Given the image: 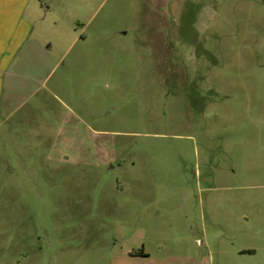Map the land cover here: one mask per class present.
<instances>
[{
  "label": "rangeland",
  "instance_id": "obj_1",
  "mask_svg": "<svg viewBox=\"0 0 264 264\" xmlns=\"http://www.w3.org/2000/svg\"><path fill=\"white\" fill-rule=\"evenodd\" d=\"M0 81V264H264V0H31Z\"/></svg>",
  "mask_w": 264,
  "mask_h": 264
},
{
  "label": "crops",
  "instance_id": "obj_2",
  "mask_svg": "<svg viewBox=\"0 0 264 264\" xmlns=\"http://www.w3.org/2000/svg\"><path fill=\"white\" fill-rule=\"evenodd\" d=\"M30 2L31 0H0V81L10 53L20 51L27 41Z\"/></svg>",
  "mask_w": 264,
  "mask_h": 264
}]
</instances>
